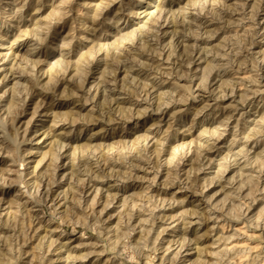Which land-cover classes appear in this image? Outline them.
I'll use <instances>...</instances> for the list:
<instances>
[{
    "label": "rangeland",
    "instance_id": "374dc122",
    "mask_svg": "<svg viewBox=\"0 0 264 264\" xmlns=\"http://www.w3.org/2000/svg\"><path fill=\"white\" fill-rule=\"evenodd\" d=\"M0 264H264V0H0Z\"/></svg>",
    "mask_w": 264,
    "mask_h": 264
},
{
    "label": "bare ground",
    "instance_id": "6f19581e",
    "mask_svg": "<svg viewBox=\"0 0 264 264\" xmlns=\"http://www.w3.org/2000/svg\"><path fill=\"white\" fill-rule=\"evenodd\" d=\"M126 80H127V78H126ZM48 134V133H47ZM249 136V135H248ZM58 162V161H57ZM30 192V191H29ZM97 197V196H96ZM183 240V239H182ZM57 241V240H56ZM181 241V240H180ZM185 241V240H184ZM63 244V243H62ZM180 253V252H179Z\"/></svg>",
    "mask_w": 264,
    "mask_h": 264
}]
</instances>
